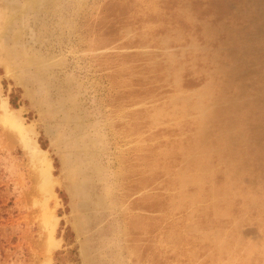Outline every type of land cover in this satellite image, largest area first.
<instances>
[{
    "label": "rangeland",
    "instance_id": "obj_1",
    "mask_svg": "<svg viewBox=\"0 0 264 264\" xmlns=\"http://www.w3.org/2000/svg\"><path fill=\"white\" fill-rule=\"evenodd\" d=\"M0 264H264V0H0Z\"/></svg>",
    "mask_w": 264,
    "mask_h": 264
},
{
    "label": "trees",
    "instance_id": "obj_2",
    "mask_svg": "<svg viewBox=\"0 0 264 264\" xmlns=\"http://www.w3.org/2000/svg\"><path fill=\"white\" fill-rule=\"evenodd\" d=\"M11 104L14 108H17V103L15 102V98L13 97L11 100Z\"/></svg>",
    "mask_w": 264,
    "mask_h": 264
},
{
    "label": "bare ground",
    "instance_id": "obj_3",
    "mask_svg": "<svg viewBox=\"0 0 264 264\" xmlns=\"http://www.w3.org/2000/svg\"><path fill=\"white\" fill-rule=\"evenodd\" d=\"M6 108V107H5Z\"/></svg>",
    "mask_w": 264,
    "mask_h": 264
}]
</instances>
